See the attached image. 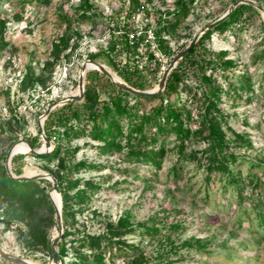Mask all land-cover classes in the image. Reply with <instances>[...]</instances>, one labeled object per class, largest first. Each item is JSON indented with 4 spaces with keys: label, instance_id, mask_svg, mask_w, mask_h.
Here are the masks:
<instances>
[{
    "label": "trees",
    "instance_id": "trees-1",
    "mask_svg": "<svg viewBox=\"0 0 264 264\" xmlns=\"http://www.w3.org/2000/svg\"><path fill=\"white\" fill-rule=\"evenodd\" d=\"M16 1L17 10H25L34 2L43 5L51 2ZM197 1L177 0L171 9L162 8L155 4V0H125L119 9L104 14L94 9L91 0H81L76 15L62 16L67 27L52 43V60L45 61L43 71L38 74L36 67L40 61L34 65L35 58L32 57L17 83L16 94L45 86L52 71L49 75L44 71L52 70L70 47L75 34L72 30L99 17L108 26L106 44L88 52L87 58L106 65L132 87L141 90L154 88L164 71L163 60L166 58L169 63L178 55L169 36L178 33L185 25ZM162 4H165L164 0ZM140 14L143 20L137 21ZM255 14L261 12L250 4H239L225 20L199 38L171 71L165 90L153 97L133 95L104 73L89 70L82 100L56 107L45 119L44 129L55 143L54 149L45 155L17 153L12 157V169L17 175L25 173L28 158H35L42 163V169L53 174L58 181L64 233L57 251L63 264H110L115 262V257L126 259L127 264H153V260L154 264H175L177 260L171 256L182 249L196 250L211 258L219 243L216 235L181 240L180 235L186 230L184 220L179 217L185 212L181 207L162 206L137 222L132 221V215L127 211L99 233L78 227V215L85 212L92 197L102 189V182L85 179L80 174L101 172L107 168L88 159L74 160L80 146L71 148L70 144L79 139L95 142L91 146L100 156H118L130 165L152 168L151 177L141 176L133 168H117L125 176L123 182L129 183L127 175L133 174L143 182L144 191L155 187L168 154L175 150L176 160L167 172L174 188L181 190L189 184L195 175L189 164L194 163L196 170H204L202 186L198 187L203 194L201 200L209 203L218 191L228 200L232 199L231 194L239 213L236 227L246 224L251 232H257L259 238L256 240L264 248V154L247 157L230 149L231 144L247 148H254V144L248 133H238L229 127L225 109L221 106L224 95L236 100L243 99L246 94V102L253 101L255 83L247 70L239 75L233 73L239 66L228 57L227 49L215 51L209 47L213 33L243 30ZM13 18L21 19L18 13ZM6 29V19L0 18V54L10 46L4 38ZM150 32L153 39L149 37ZM260 60L264 61V47L255 53L253 62ZM181 92L191 94L192 98L200 95L202 104L196 114L189 107L188 100L182 99ZM3 95L11 119L22 128L25 126L24 117L20 118L16 107L10 105L13 99L11 90H3ZM53 101L55 99L51 103ZM145 101L158 102L147 107ZM193 121L195 127L191 125ZM8 124L0 127V144L11 145L20 139L13 131L12 121ZM225 126L234 134L233 138L227 136ZM25 139L35 149L42 146L38 125L37 132L26 135ZM5 158L6 152L0 154V223L3 232L15 225L19 239L31 251L30 259L49 264L52 261L51 242L58 232L55 207L49 196L52 183L45 178L12 179L6 171ZM111 177V174L106 175L103 180ZM129 235H136L139 240L130 242ZM222 244L226 246L228 239ZM0 259L7 264H16Z\"/></svg>",
    "mask_w": 264,
    "mask_h": 264
},
{
    "label": "rangeland",
    "instance_id": "rangeland-1",
    "mask_svg": "<svg viewBox=\"0 0 264 264\" xmlns=\"http://www.w3.org/2000/svg\"><path fill=\"white\" fill-rule=\"evenodd\" d=\"M80 1L51 0L46 5L34 2L28 4L25 10H17L19 6L16 0H0V18H5L7 21L4 38L10 42V46L0 54V127L7 126L8 122L12 121L13 131L19 134L20 139L37 132L39 116L51 104L52 99L56 101L77 92L80 69L87 59V53L106 44L108 26L100 17L96 21L82 24L76 30L74 28L72 32L75 34L70 47L61 55L52 70L49 68L44 71L46 75L52 71V77L47 80L46 85L36 86L27 93L16 94L17 83L32 57L35 58L34 65L38 60L40 61V65L36 67L38 74L43 71L45 61L52 60V43L59 33L66 31L67 27L62 16L76 15L78 13L76 7ZM124 1L91 0L94 9L104 14L119 9ZM176 1L164 0L165 4H162V0H155V4L162 8L173 9ZM235 1H197L185 25L178 33L169 36L174 51L179 54L202 28L223 15ZM255 1L264 6V0ZM15 13L19 14L20 20L13 18ZM142 20L143 15H138L137 21ZM77 32L79 34H76ZM209 47L215 51L227 49L228 57L234 59L239 66L233 73L239 75L247 70L255 83V96L249 103L245 100L246 94H243V99L236 100L227 95L223 96L221 106L225 109L229 127L238 133H248L254 144V148L231 144L230 149L247 157L258 153L264 154V61L253 62L255 53L264 47V14H255L243 30L233 29L225 34L213 33ZM168 64L164 61V70ZM224 84L227 86L226 82ZM6 89H10L13 94L10 105L16 107L20 118L24 117L25 126L22 128L17 127L16 120L11 119L3 95V90ZM181 97L183 100H188L189 107L193 108L196 114L202 104L200 95L192 98L191 94L181 92ZM157 102L144 103L150 107ZM43 108L45 110L41 113ZM195 119H197L196 115ZM191 125L195 127L196 122L193 121ZM224 129L228 137H234L227 126ZM93 143L95 142L90 139H79L70 144L71 148L80 146L74 160L88 159L107 167L101 172L87 171L80 174L85 179L93 178L102 182V189L92 197L85 212L78 215V227L91 233H99L105 231L107 224L116 222L127 211L131 213L132 221L137 222L147 218L162 206L181 207L185 212L179 217L184 220L186 226V230L180 235L181 240L191 236L216 235L219 243L216 246V253L211 258L201 255L196 250L182 249L177 255L171 256L177 260L175 264H264L263 244H259L256 240L259 234L251 232L246 224L241 228L236 227L239 213L236 210L234 197L230 194L232 199L228 200L218 191L215 192L218 193L217 195L214 194L210 198L209 203L201 200L203 194L199 192L198 187L202 186L203 169L196 170L195 164L190 163L189 167L195 175L192 176L189 184L183 186V189H175L167 175L177 157L176 151L172 150L165 160L155 187L144 191L143 182L134 178L133 174L127 175L129 183L123 182L125 176L117 168H133L141 176L148 177L153 175L152 168L130 165L122 162L118 156H100L91 146ZM11 145L0 144V154L6 152L7 156ZM5 162L6 158L4 164ZM29 166L39 171L44 170L42 163L35 158L27 159L24 172ZM109 174L112 175L110 180H103V177ZM127 239L136 242L139 237L129 235ZM225 239H228L226 246L222 244ZM0 245L10 252L30 259L31 251L19 239L15 225L3 232V225L0 223ZM114 261L110 264H127V260L122 257H115ZM51 263L52 261L49 264ZM0 264L7 263L0 259Z\"/></svg>",
    "mask_w": 264,
    "mask_h": 264
},
{
    "label": "water",
    "instance_id": "water-1",
    "mask_svg": "<svg viewBox=\"0 0 264 264\" xmlns=\"http://www.w3.org/2000/svg\"><path fill=\"white\" fill-rule=\"evenodd\" d=\"M241 3H246L254 6L257 8L262 14H264V6H262L260 3L256 2L255 0H236L229 9L221 15L219 18L215 19L214 21L210 22L208 25H206L204 28H202L195 36L194 38L189 42V44L177 55L175 56L168 64L166 69L163 71L162 77L159 81V83L152 89L148 90H141L137 89L135 87H132L130 84H128L125 80H123L117 73L112 71L110 68H108L106 65L101 64L99 62H96L90 58H87L80 69L79 73V91L78 93L70 94L65 97H62L56 101H53L47 109L39 116V122H38V128L40 131V134L43 138V144L39 149L33 148L31 145L30 141L21 138L15 143L11 145V147L8 150L7 156H6V162H5V168L6 171L12 179L15 180H20V181H27V180H33V179H39V178H45L51 181L52 187L49 191V196L53 202V205L55 207V216H56V221H57V226H58V232L54 236L51 242V251H52V263L51 264H63L61 258L59 257L58 251H57V246L59 241L62 238V235L64 233V226L62 222V198L59 190V185L57 179L54 177L53 174H51L48 171L45 170H40L36 174H27L26 172L21 175H17L14 173L12 169V157L17 154V153H30L32 155H45L49 152H51L54 147L55 143L47 136L45 129H44V122L45 119L48 117L50 112L55 109L58 106L64 105L66 103H69L71 101H80L82 100L85 92V83H86V74L89 70L86 69V62H91L95 64V68L102 73H104L106 76H108L117 86L122 88L123 90L136 95L140 97H153L155 95H158L159 93L163 92L166 88V83L168 80V77L171 73V71L176 67L178 62L185 57V55L190 51V49L197 43L199 38L206 33L207 31L211 30L214 28L219 22L225 20L231 13L232 11ZM44 117L43 120H41V117ZM19 141H23L28 145V150L26 152H12L15 144ZM57 191L60 194V205L58 206L56 202L54 201V198L52 196V192ZM0 258L6 259L8 261H11L16 264H40L37 263L31 259L22 257L20 255H17L13 252H10L6 249H4L0 245Z\"/></svg>",
    "mask_w": 264,
    "mask_h": 264
},
{
    "label": "bare ground",
    "instance_id": "bare-ground-1",
    "mask_svg": "<svg viewBox=\"0 0 264 264\" xmlns=\"http://www.w3.org/2000/svg\"><path fill=\"white\" fill-rule=\"evenodd\" d=\"M85 65H86L87 70H91V69L95 68V64L91 63V62H86ZM78 91H79V89L77 90L76 93H78ZM43 118L44 117L42 116L41 120H43ZM27 150H28V145L23 141H19L15 144L12 152H26ZM25 172L27 174H36L39 172V170L29 166L26 168ZM52 196H53L56 204L59 206L60 205V194L57 191H53Z\"/></svg>",
    "mask_w": 264,
    "mask_h": 264
},
{
    "label": "built area",
    "instance_id": "built-area-1",
    "mask_svg": "<svg viewBox=\"0 0 264 264\" xmlns=\"http://www.w3.org/2000/svg\"><path fill=\"white\" fill-rule=\"evenodd\" d=\"M149 37H150V39H153L154 38V36H153V34L150 32V34H149ZM163 61H166V63H167V59L165 60H163ZM165 66V65H164ZM164 68V67H163Z\"/></svg>",
    "mask_w": 264,
    "mask_h": 264
}]
</instances>
